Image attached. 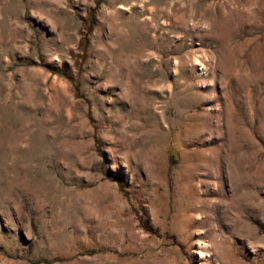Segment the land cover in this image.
<instances>
[{
    "label": "rangeland",
    "instance_id": "rangeland-1",
    "mask_svg": "<svg viewBox=\"0 0 264 264\" xmlns=\"http://www.w3.org/2000/svg\"><path fill=\"white\" fill-rule=\"evenodd\" d=\"M232 189L264 264V0H0V264H217Z\"/></svg>",
    "mask_w": 264,
    "mask_h": 264
},
{
    "label": "bare ground",
    "instance_id": "bare-ground-1",
    "mask_svg": "<svg viewBox=\"0 0 264 264\" xmlns=\"http://www.w3.org/2000/svg\"><path fill=\"white\" fill-rule=\"evenodd\" d=\"M219 179H221V178H219ZM220 182H222V181H220ZM218 188L219 189L216 191V193H218V195H222V193L224 191L223 185L220 184V186ZM232 190H233L232 196H230L229 198L225 197L226 198L225 205L221 204L222 205V207H221L222 211L220 210L221 212H220V214L218 216L219 218H215L212 214H209V213L207 214L206 217H202L200 214L195 216L196 214L194 215V213L190 214V215L189 214L188 215H186V214L183 215L182 212L184 211V209L185 208L186 209H190V208L185 206V205H180V206L178 205L177 208H178V212H180V214L177 216L175 223L177 225H179L180 227H182V229H185V226H187L189 224H192V223L196 224L197 226H199L198 227L199 228L198 231H200L199 234H201L202 236L206 235L207 238H209L210 242L208 243V245H204L202 243H198V248L200 249V251H199L200 257L203 256V252L202 251H205V252L207 251L208 253H210L209 250H211L212 258L214 259V262H216L217 264H263V260H262L263 256L261 254V250H262V247H263V238L258 235L256 229L251 227V225L249 223L243 222V221H239L237 218H231L229 216V214L231 212V209H232L231 206L232 205L234 206L233 203H235L234 199L237 198L238 202L240 200V202H242V203L244 202L243 199H245V198L242 199V192L240 193L241 195H239V191H238V195H237V194L234 193L236 189H232ZM183 204H185V203H183ZM199 205H200V203H199ZM199 205L198 206L193 205L191 209L195 210L196 213H198L199 211H201V209L203 210L202 212H206V211H208V210L213 208L211 205H208V206L207 205H205V206L203 205L201 207H199ZM239 205H241V204H239ZM182 206H183V209L181 210ZM214 206H216V204ZM246 206H249L251 208L254 207L252 204H246ZM256 207H258V206H256ZM252 209H254V208H252ZM255 210H254V212H255ZM208 212H211V211H208ZM213 213H214V211H213ZM223 224H225L226 226H228L230 228V233L231 234L238 235V236L244 237V239L247 238L248 240H251L250 242H251L253 254H252V257L249 260H247V261L245 260V262H243L241 260H236L235 259V257H237V253H236L237 250H235V249H233L232 247L229 246L230 245V244H228L229 237H225L223 235V233L218 235V230L217 229H219V228L221 229L223 227ZM237 224L240 225L239 228H236ZM206 227L209 228V230L205 231ZM218 237L220 238V240H219ZM201 248L203 250H201Z\"/></svg>",
    "mask_w": 264,
    "mask_h": 264
}]
</instances>
